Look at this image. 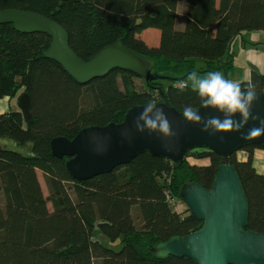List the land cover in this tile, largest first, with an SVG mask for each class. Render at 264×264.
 I'll return each instance as SVG.
<instances>
[{
    "label": "trees",
    "instance_id": "trees-1",
    "mask_svg": "<svg viewBox=\"0 0 264 264\" xmlns=\"http://www.w3.org/2000/svg\"><path fill=\"white\" fill-rule=\"evenodd\" d=\"M179 1L0 0V9L33 11L60 23L70 46L86 61L121 39L152 58L153 73L160 76L146 81L116 68L81 84L44 55L51 43L46 33L0 25V99L22 87L31 96L33 116L27 122L19 109L0 111V138L21 148L0 144V264H195L188 257L159 258L152 248L202 225L188 207L179 209L184 204L180 189L192 182L211 187L223 163L236 167L245 187L247 229L264 232V174L254 166L255 150L262 145L244 146L246 160L237 153L190 152L196 159H209L207 165L191 164L190 153L177 164L145 152L84 181L70 174L67 156L52 153L54 137L73 139L84 127L120 123L130 108L149 100L168 101L182 113L185 106L199 108L200 97L190 82L184 90L177 83L193 71H221L231 79L228 47L243 32L264 31V0H185L183 29L176 27ZM136 77L144 81L141 90L135 88ZM249 81L264 93V73L252 69L249 80L238 82L245 86ZM168 195L176 198L178 208ZM98 232L110 243L120 240V247L106 244Z\"/></svg>",
    "mask_w": 264,
    "mask_h": 264
},
{
    "label": "water",
    "instance_id": "water-1",
    "mask_svg": "<svg viewBox=\"0 0 264 264\" xmlns=\"http://www.w3.org/2000/svg\"><path fill=\"white\" fill-rule=\"evenodd\" d=\"M5 23L22 33L40 32L50 36L51 43L44 55L60 63L81 84L103 77L116 68L133 71L146 81L160 78L153 73L154 60L129 49L121 39L86 61L70 46L68 31L43 14L16 8L0 9V25ZM256 93L252 113L258 119H249L239 132H204L201 125L186 121L180 110L163 101L156 104L163 108L171 124L174 133L171 137L148 130L138 131L135 121L145 105H135L120 123L84 127L73 139L54 137L51 150L59 158L68 157L67 169L80 181L128 164L145 152L177 164H182L191 151L199 148L229 156L246 145L264 146V135L245 138L250 128L264 120V93ZM18 106L27 122H31L32 100L28 92L19 96ZM197 109L203 117H222L212 108L200 106ZM179 194L202 225L185 237L173 236L160 242L152 248L155 256L188 257L195 264H264V232L247 229L248 197L233 164L219 165L211 187L199 182L186 183Z\"/></svg>",
    "mask_w": 264,
    "mask_h": 264
},
{
    "label": "clouds",
    "instance_id": "clouds-1",
    "mask_svg": "<svg viewBox=\"0 0 264 264\" xmlns=\"http://www.w3.org/2000/svg\"><path fill=\"white\" fill-rule=\"evenodd\" d=\"M190 86L198 93L201 106L212 108L221 115L203 117L199 110L192 106H185L183 117L186 121L201 125V130L211 133L239 132L249 119H258L253 116L252 105L257 100L256 85L251 81L242 86L225 77L221 71H209L201 75L197 71L191 72L185 81L177 83L180 90ZM239 116V119L235 117ZM138 131L157 132L164 137L174 135L171 124L163 108L158 107L155 100H149L135 121ZM264 135V120L259 126L248 130L245 138H254Z\"/></svg>",
    "mask_w": 264,
    "mask_h": 264
},
{
    "label": "crops",
    "instance_id": "crops-1",
    "mask_svg": "<svg viewBox=\"0 0 264 264\" xmlns=\"http://www.w3.org/2000/svg\"><path fill=\"white\" fill-rule=\"evenodd\" d=\"M179 6V5H178ZM187 4H185L184 12L182 17L185 18L184 20L180 21L181 13L179 12L178 8V19L176 21V27L183 29L186 25L187 21ZM180 21V22H179ZM179 22V26H178ZM228 53L232 54L233 59V65L236 64V67L233 68V74L231 76L234 79L235 82L241 81V80H249L251 77L252 69H256L261 73H264V31L263 30H255V31H247L239 34L232 44L228 47ZM8 98V97H5ZM0 99V102H4V99ZM7 108V109H6ZM9 110V107L0 104V111L4 112ZM14 110V109H13ZM263 149H256L255 155H257L258 152H262ZM244 154V159L239 160H245L246 158V152L242 151ZM241 152L238 153V155ZM199 159V160H205ZM200 165L208 164L206 163H197Z\"/></svg>",
    "mask_w": 264,
    "mask_h": 264
},
{
    "label": "rangeland",
    "instance_id": "rangeland-1",
    "mask_svg": "<svg viewBox=\"0 0 264 264\" xmlns=\"http://www.w3.org/2000/svg\"><path fill=\"white\" fill-rule=\"evenodd\" d=\"M185 4H187V2L185 0H180L179 4H178L179 5L178 6L179 12L181 13L180 21L185 19V18L182 17L183 12H184L183 8L185 7ZM179 22H178V26H179ZM234 66L236 67V64ZM232 80L234 81L233 78H232ZM133 81H134L136 89L141 90L143 88V85H144L143 79L136 77V78H133ZM22 92H23V88L22 87H20V88L16 87L14 92H13V94L11 96H9L8 98L4 99L5 103L4 102L3 103L0 102L1 106L5 104V106L9 107L10 110H13V109L14 110H16V109L18 110V109H20L19 106H18V98L22 94ZM0 144H5V145L10 146L12 148L21 150V148L18 147V145L15 144L9 138H0ZM30 147H31V143H30V146H28L27 149H30ZM242 151L246 152V158H245V160H246L247 159V151L246 150H242V149H240L239 151L236 152L237 153V158L240 159V157H241V159H244V154H243ZM239 152H241V153L238 155ZM193 153H195V151ZM187 161H189L191 164L192 163L197 164V163H206V162L209 163L210 162L209 159H205V160H202V161L199 160V159H196L193 156L192 153H190L189 156L187 157ZM203 165H206V164H203ZM254 166L257 169L258 173L264 174V149L262 150V152H258L257 155H255ZM38 176H39L43 191H44L45 195L48 196L49 195V189H48V186H47V184L45 182V178H44L43 173L41 171H38ZM49 206H51V204H49ZM185 207H187V205L185 203L184 204L180 203V205H179V209L180 210H183ZM98 234H99V236H101L100 237L101 240L104 241L106 244L113 245L115 248H119L120 247V242H119L120 240H118L115 243H110V241H108L106 238H104L102 235H100L99 232H98Z\"/></svg>",
    "mask_w": 264,
    "mask_h": 264
},
{
    "label": "built area",
    "instance_id": "built-area-1",
    "mask_svg": "<svg viewBox=\"0 0 264 264\" xmlns=\"http://www.w3.org/2000/svg\"><path fill=\"white\" fill-rule=\"evenodd\" d=\"M168 200H169V202H170V204H171L172 206H175L176 208H178V207H177V203H178V201L176 200V198H174V197L168 195Z\"/></svg>",
    "mask_w": 264,
    "mask_h": 264
}]
</instances>
